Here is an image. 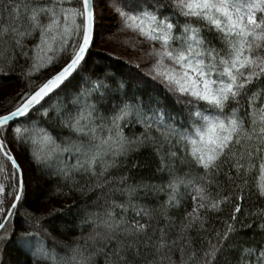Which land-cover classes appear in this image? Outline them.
<instances>
[{"label":"snow or ice","instance_id":"1","mask_svg":"<svg viewBox=\"0 0 264 264\" xmlns=\"http://www.w3.org/2000/svg\"><path fill=\"white\" fill-rule=\"evenodd\" d=\"M109 4L121 30L150 45L146 55L152 63L146 74L176 97L186 110L187 124L178 128L174 122L166 123L164 113L146 117L142 103L134 98L120 101L110 116L101 113L98 101L109 86L99 78L71 101L52 104L82 70L94 44L95 0H0V75H8L18 59L28 62L22 72L26 90L16 94L12 108L0 113V264H7L4 255L13 243L35 249L37 264H94L100 255L106 264H134L141 244L153 250L154 259L147 264H177L176 252L179 264H221L230 252L238 253L234 264H264V246L234 239L252 227L244 222L237 227L246 192L264 198V0H109ZM64 57L55 74L40 83L33 80ZM133 115L145 131L129 138L122 127ZM52 128L60 130L59 142ZM12 143L30 144L38 163L59 153L74 155L76 164L59 168L57 174L82 193L111 184V171L147 144L156 146L158 155L164 144L178 147L182 154L169 151L167 158L160 156L157 170L168 172L163 185L128 184L127 176L120 177V186L109 188V194L123 195L125 201L111 199L103 214L85 221L94 226L87 240L95 250L77 244L57 258L46 247L44 238L51 233L44 227V214L25 210L27 227L16 232L26 183ZM176 160L187 167L183 174L178 173ZM76 175L94 183L81 184ZM141 190L166 192L168 199L153 209L136 200ZM187 199L192 208L185 211L175 238L169 239L176 225L168 212ZM224 205H232L229 220L222 231L214 227L210 231L209 214L222 212ZM55 211L60 209L53 207L47 215ZM129 211L134 219H129ZM157 213L166 223L154 239L157 229L151 235L149 229ZM244 215L261 217L258 228L264 232V210ZM98 243L103 247H96Z\"/></svg>","mask_w":264,"mask_h":264},{"label":"trees","instance_id":"2","mask_svg":"<svg viewBox=\"0 0 264 264\" xmlns=\"http://www.w3.org/2000/svg\"><path fill=\"white\" fill-rule=\"evenodd\" d=\"M101 1L104 7L113 15L114 23H107L105 25L106 28L96 21L97 27L94 44L89 50L86 63L83 65L82 70L66 83L59 96L54 97L51 103L55 104L57 101L61 103L71 101L77 93L85 90L99 78L109 86L104 98L98 101L101 105V113L110 116L120 101L134 98L135 101L142 103L146 117H152L154 119V114L164 113L166 114V123L174 122L175 126L178 128L186 126L187 115L184 107L177 102L176 97L168 92L163 85L146 74L148 67L152 63L151 58L145 62L137 63L132 57V54L123 57L107 48H100L99 45H96L95 41L98 39V33L102 30L104 32L102 35L103 38L108 35V32H124L121 30L117 16L111 9L109 0ZM95 3L98 5V0H95ZM97 7L95 9L96 18H98ZM125 32L131 34V39L135 43V47L138 46L137 44H143L149 46L150 49V45L144 42L142 37L130 31ZM32 43H34V41H29V44ZM213 43L219 47L218 41L213 40ZM66 59L67 57H64V59L60 61V64L41 70L39 73L35 74L33 80L36 83H40L45 78L55 74ZM27 64V61L18 59L15 67L9 71L8 75H0V113L12 108L15 104L16 94L26 90L27 82L23 78L22 72L27 67ZM137 64L140 65L139 68L136 67ZM51 130L57 135V142H59L60 130L55 128ZM122 131L124 135L132 138L140 136L145 129L142 122L138 121L135 115H133L123 123ZM68 135L69 133L66 131L63 133L65 137ZM152 135L158 136V133L153 131ZM9 138L11 139V133H9ZM10 147H12L18 162L24 169L26 183L25 199L22 202V207L19 209L20 214L15 219L16 232L19 234L27 227L23 221L22 215L25 210L34 211L37 214H44L46 217L44 227L51 233L50 237L44 238L46 240V247L50 251H53L57 258L64 257L69 253V250L77 244L82 247H87L90 251L95 250L91 240H87V238L94 233V226L85 221L94 218L96 213L103 214L111 199H115L119 203L125 201L126 197L123 195L118 193L114 195L109 194V188L120 186V177L127 176L129 179L126 183L128 184L143 182L151 185H163L168 180V172H160L157 170L160 167V156L163 155L167 158L169 151L181 152L178 147H171L169 144H164L163 147L160 148V154L158 155L156 146L147 144L141 147L139 151L132 152L127 159L124 160L120 168L111 171V184L103 189L86 190L82 193L70 186V180L66 181L57 174L59 168L65 165L76 164L74 155L59 153L45 162L38 163L32 158V146L30 144L21 145L12 143ZM175 164L179 174H183L187 171V167L181 165L179 160H176ZM75 179L79 180L81 184H85L86 181L88 184L94 183V181L87 180L86 177L80 175H76ZM223 179L224 178L221 177V180ZM249 179L252 180L253 178L250 177ZM181 191H183V189H181ZM213 191H215V189H213ZM167 199L168 196L166 192L157 193L152 190H141L136 196L138 203L153 209L160 208ZM53 207L60 209V211H55L48 216L47 214ZM191 208L192 201L187 199L182 201L181 207L169 210L168 215L174 218V223L176 225V228L170 232L169 239L175 238L185 211H190ZM260 210H264V198H259L255 194L247 195L246 192V198L243 201L242 212L239 215L237 227H240V222H244L245 224L250 223L252 227L245 228L239 232L238 236L234 238L238 243L246 242L247 244H255L257 247L264 246V232L260 231L258 228L261 217L244 215L245 213L259 212ZM232 211V205H224L222 212L210 213L209 230L211 231L214 227L222 231L224 229V223L229 220ZM117 213L119 214V209H117ZM128 217L130 220L135 218L131 211H129ZM157 220L159 224H157ZM140 222L147 223L148 221L141 220ZM151 223L152 228L149 229V235L152 234V229L156 228V236L154 237V239H156L159 237L158 229L165 227L166 222L159 213H157L156 218ZM192 234L194 236L196 235L195 233ZM96 247H103V245L98 243ZM112 247H115V245H112ZM196 247L197 249L200 248L199 240L196 241ZM34 251L35 249L30 251L28 248L13 243L8 246L4 258L7 264H37V261L33 259ZM152 251L151 248L145 249L143 244H141L140 255L139 257H135L134 264H147L148 260L154 259ZM237 255V252L226 253V261H222L221 264H234ZM133 258L134 254L130 252L129 259L133 260ZM173 259L179 264V252L175 253ZM39 264H45V262L40 261ZM94 264H106L105 257L103 255L96 256Z\"/></svg>","mask_w":264,"mask_h":264},{"label":"rangeland","instance_id":"3","mask_svg":"<svg viewBox=\"0 0 264 264\" xmlns=\"http://www.w3.org/2000/svg\"><path fill=\"white\" fill-rule=\"evenodd\" d=\"M97 4H98L97 5L98 6L97 7L98 8L97 10L98 18H96L97 23L102 24V26L104 27H106L105 25L107 23L113 24L114 23L113 15L109 12L107 8L104 7L103 2L101 0H98ZM103 34H104L103 30L100 31L97 36L98 39L95 41L96 45L97 46L99 45L100 48H107L108 50L115 52V54L121 55L123 57H126L128 54L129 55L132 54V57L135 59L137 63L145 62L150 59L146 55V53L149 51L148 50L149 46L136 43L138 46L135 47V43L131 39V34H129L128 32H125V31L124 32H120V31L108 32V35H106L104 38L102 36ZM133 55H136V56H133Z\"/></svg>","mask_w":264,"mask_h":264}]
</instances>
